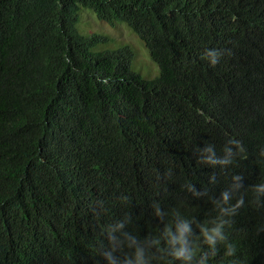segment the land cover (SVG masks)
I'll return each instance as SVG.
<instances>
[{
  "label": "trees",
  "instance_id": "16d2710c",
  "mask_svg": "<svg viewBox=\"0 0 264 264\" xmlns=\"http://www.w3.org/2000/svg\"><path fill=\"white\" fill-rule=\"evenodd\" d=\"M0 264H264V0H0Z\"/></svg>",
  "mask_w": 264,
  "mask_h": 264
},
{
  "label": "rangeland",
  "instance_id": "374dc122",
  "mask_svg": "<svg viewBox=\"0 0 264 264\" xmlns=\"http://www.w3.org/2000/svg\"><path fill=\"white\" fill-rule=\"evenodd\" d=\"M77 29L82 35L96 33L108 38V41L96 47L95 51L129 47L135 54L132 61V70L140 74L143 79L152 80L159 76L157 63L151 58L148 50L137 35L126 25L116 23V25L112 26L107 22L100 21L94 11L83 9Z\"/></svg>",
  "mask_w": 264,
  "mask_h": 264
}]
</instances>
